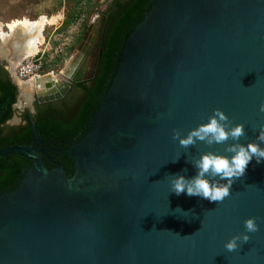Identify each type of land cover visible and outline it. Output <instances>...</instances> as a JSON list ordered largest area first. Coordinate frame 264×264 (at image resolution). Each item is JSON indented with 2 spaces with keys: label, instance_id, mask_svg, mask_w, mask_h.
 <instances>
[{
  "label": "water",
  "instance_id": "obj_1",
  "mask_svg": "<svg viewBox=\"0 0 264 264\" xmlns=\"http://www.w3.org/2000/svg\"><path fill=\"white\" fill-rule=\"evenodd\" d=\"M96 24L59 73L33 78L38 101L59 97L67 79L93 75ZM84 58L87 72L78 70ZM261 103L264 0H154L122 43L86 133L62 150L71 176L60 162L47 168L36 148L0 150L32 162L0 192V264H264V160L253 158L222 202L176 195L169 181L195 174L186 153L224 149H184L174 129L185 134L219 108L244 125L240 142H255ZM248 216L258 218V231L227 251L224 241L244 231Z\"/></svg>",
  "mask_w": 264,
  "mask_h": 264
},
{
  "label": "trees",
  "instance_id": "obj_2",
  "mask_svg": "<svg viewBox=\"0 0 264 264\" xmlns=\"http://www.w3.org/2000/svg\"><path fill=\"white\" fill-rule=\"evenodd\" d=\"M154 0H113L109 9L104 14L103 31L100 40V52L94 75L87 81L79 83L83 95L79 99L75 109L65 114V120L47 117L38 119L34 125L28 124L26 130L9 140L0 134V149L9 143L23 144L24 140L36 132L40 138L48 140L51 146L66 148L72 142L83 136L88 128L90 118L97 108L101 97L105 94L109 83L119 63L122 43L133 29L141 21L149 10ZM80 15L76 11L74 16L66 22L74 21ZM80 39V37H79ZM16 88L8 78L6 70L0 66V123L12 115L11 104L15 101ZM16 139V140H15ZM15 163L0 179V192L10 191L20 180L29 162L19 153L14 152ZM66 174L73 172L72 160L69 156L61 158ZM45 161V166L53 164ZM17 173V181L10 187L5 183L10 179L11 173Z\"/></svg>",
  "mask_w": 264,
  "mask_h": 264
},
{
  "label": "clouds",
  "instance_id": "obj_3",
  "mask_svg": "<svg viewBox=\"0 0 264 264\" xmlns=\"http://www.w3.org/2000/svg\"><path fill=\"white\" fill-rule=\"evenodd\" d=\"M259 109L264 112V103L259 105ZM172 136L184 149L196 145L197 142L224 145L223 152L207 150L199 152L198 155L186 153L188 162L196 171L191 177L179 173L169 176L171 192L176 195L184 193L209 201L222 202L230 195L234 180L245 174L253 158L257 163L264 160V146H261L264 144V124L260 125L255 142L242 143L240 140L245 136L244 125L232 123L219 108L213 109V113L206 121L190 128L185 134L174 129ZM257 220L258 218L254 216L246 217L243 221L244 231L225 240L224 248L232 252L241 244H246L251 238L250 233H255L259 229Z\"/></svg>",
  "mask_w": 264,
  "mask_h": 264
},
{
  "label": "flooded vegetation",
  "instance_id": "obj_4",
  "mask_svg": "<svg viewBox=\"0 0 264 264\" xmlns=\"http://www.w3.org/2000/svg\"><path fill=\"white\" fill-rule=\"evenodd\" d=\"M112 1L113 0H106L104 8H101L97 11V14H98L97 17L98 18H96V20H95L97 22L95 27L100 28V40H101V36H102V31H103L104 14L109 9L110 3ZM89 24H87L86 27L84 28V30H82L83 31L82 34L84 33V31L86 30V28ZM82 34H81V36H82ZM81 36H80V39H81ZM80 39H79L77 45L79 44ZM88 46L86 47V52L90 53V49L92 46H91V44H89ZM99 52H100V45H99ZM98 55H99V53H98ZM84 60H85V58H84ZM97 61H98V58H97ZM97 61H96V65H97ZM85 62H86V60L80 63L78 70L87 72L86 68H85ZM96 65H95V68H96ZM0 66H2L6 70V72L8 74V78L10 79L11 83L15 85V88H16L15 101L11 104L12 115L10 118H8L5 121H3L2 123H0V134L2 136H5L9 140H14L15 136L21 134L24 130L27 129L28 124L34 125L38 119L52 117L54 119L57 118V119L65 120V114L69 113L75 109L79 99L81 98V95H83L82 90L79 86V83L89 80L95 73V69H94V73L91 77L82 78L78 81H74L72 79L65 80L68 87L65 89V91L59 97L40 102L36 99L35 93H33L27 101H25L23 98L21 99L22 100L21 101L19 98L20 97V95H19L20 90L18 92V88H19L18 78H16L15 75L10 72L11 70L8 69L4 60L2 61L0 59ZM94 112H93V114H94ZM90 120H91V118H90ZM23 142H24L23 144H11V143H9L7 146L23 145V146H30V147L38 149L42 163L45 165L44 160H46L50 164H53L49 168L57 166V162H60V160H59L60 155L59 154L62 155L61 158H65L66 156H68V155H64V153L62 152V150L65 148H59L57 146H51L50 142L48 140L40 138V136L36 132L32 133L30 135V137L27 140L25 139ZM74 142H72L71 144H73ZM7 146H5V147H7ZM69 146H67L66 148H68ZM13 154H14V151H10V152H7L5 154L0 155V179L4 175V173H6L8 171V168L15 163V158H14ZM24 158L26 160H28V162H29V164L26 168V170H27L30 167L32 162L30 159H28L26 157H24ZM71 160H72V158H71ZM72 167H73V160H72ZM23 174H22V176H23ZM22 176H21V178H22ZM16 181H17V173L13 174V172H12L10 179L7 180L5 184L8 187H10ZM18 182H19V180L17 181V183Z\"/></svg>",
  "mask_w": 264,
  "mask_h": 264
},
{
  "label": "rangeland",
  "instance_id": "obj_5",
  "mask_svg": "<svg viewBox=\"0 0 264 264\" xmlns=\"http://www.w3.org/2000/svg\"><path fill=\"white\" fill-rule=\"evenodd\" d=\"M104 0H0V20L6 23L15 18L26 17L28 19H37L41 15L54 17V22L46 24L42 31L44 42L39 45L44 50L43 72L41 74L51 72L59 73L60 69L66 62L68 56L77 46L82 30L90 22H95L97 11L103 7ZM76 11H80L82 22L81 25L74 29L70 35L69 45L66 49V55H59L54 51V45L57 40L52 37L48 39L54 27H58L56 32H67L73 21L66 22L71 19ZM60 14L61 23H57L56 19ZM40 15V16H39ZM39 16V17H38ZM4 31L7 30L5 26ZM49 45H51L49 47ZM3 61V60H2Z\"/></svg>",
  "mask_w": 264,
  "mask_h": 264
},
{
  "label": "bare ground",
  "instance_id": "obj_6",
  "mask_svg": "<svg viewBox=\"0 0 264 264\" xmlns=\"http://www.w3.org/2000/svg\"><path fill=\"white\" fill-rule=\"evenodd\" d=\"M53 20L54 17L49 18L41 15L37 19L22 17L6 23L0 21V57L7 60L9 70L13 71L23 58L38 50L39 45L43 42L44 26ZM2 26H5L7 30L4 31ZM18 80L19 98L27 101L33 93V78Z\"/></svg>",
  "mask_w": 264,
  "mask_h": 264
},
{
  "label": "built area",
  "instance_id": "obj_7",
  "mask_svg": "<svg viewBox=\"0 0 264 264\" xmlns=\"http://www.w3.org/2000/svg\"><path fill=\"white\" fill-rule=\"evenodd\" d=\"M82 22L81 14L72 22L69 29L65 32H56L55 30L58 27H54L52 33L49 35L48 39L52 37L54 40H57L56 45H54V51L59 55H66V49L69 45L70 35L74 29H77ZM44 42V39H43ZM42 42V43H43ZM51 45H49L50 47ZM44 50L38 48V50L25 58H23L15 67L14 75L20 80H28L30 78H35L43 72V63H44Z\"/></svg>",
  "mask_w": 264,
  "mask_h": 264
},
{
  "label": "crops",
  "instance_id": "obj_8",
  "mask_svg": "<svg viewBox=\"0 0 264 264\" xmlns=\"http://www.w3.org/2000/svg\"><path fill=\"white\" fill-rule=\"evenodd\" d=\"M56 15H58V17H57V19H56V22H57V23H58V22L61 23V20H60V17H61V16H60V14H56ZM39 16H40V15H39ZM39 16H38V17H39ZM0 21H1V20H0ZM1 22H3V21H1ZM3 29H4V27H3Z\"/></svg>",
  "mask_w": 264,
  "mask_h": 264
}]
</instances>
